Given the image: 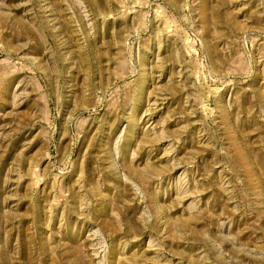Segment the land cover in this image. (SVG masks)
<instances>
[{
    "label": "rangeland",
    "instance_id": "1",
    "mask_svg": "<svg viewBox=\"0 0 264 264\" xmlns=\"http://www.w3.org/2000/svg\"><path fill=\"white\" fill-rule=\"evenodd\" d=\"M0 264H264V0H0Z\"/></svg>",
    "mask_w": 264,
    "mask_h": 264
}]
</instances>
